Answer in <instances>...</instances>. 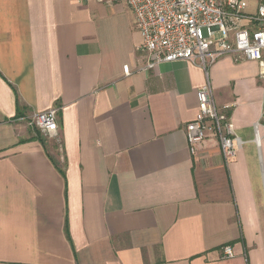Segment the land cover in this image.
Wrapping results in <instances>:
<instances>
[{
	"label": "crops",
	"instance_id": "1",
	"mask_svg": "<svg viewBox=\"0 0 264 264\" xmlns=\"http://www.w3.org/2000/svg\"><path fill=\"white\" fill-rule=\"evenodd\" d=\"M141 42L126 0H0V264H264L258 63L149 68ZM208 80L243 141L229 161L186 138ZM53 107L61 143L24 119Z\"/></svg>",
	"mask_w": 264,
	"mask_h": 264
},
{
	"label": "built area",
	"instance_id": "2",
	"mask_svg": "<svg viewBox=\"0 0 264 264\" xmlns=\"http://www.w3.org/2000/svg\"><path fill=\"white\" fill-rule=\"evenodd\" d=\"M126 2L135 15L142 35L138 48L148 56L147 67L184 60L207 70L218 58L230 55L236 61H256L258 77L264 83V2L260 3L254 14L245 12V0ZM244 20L248 23L244 24ZM123 69L125 74L131 73L128 64ZM197 99L198 112L187 123L185 131L191 151L195 152L198 143L215 134L224 159H233L243 141L236 134L234 123L226 111L230 106L220 107L217 104L209 80L198 90ZM24 119L44 138L61 143L58 108L37 112ZM262 120L260 124L264 129V109ZM255 128V140L260 146L258 125ZM223 252L226 258L235 255L231 245H224Z\"/></svg>",
	"mask_w": 264,
	"mask_h": 264
},
{
	"label": "trees",
	"instance_id": "3",
	"mask_svg": "<svg viewBox=\"0 0 264 264\" xmlns=\"http://www.w3.org/2000/svg\"><path fill=\"white\" fill-rule=\"evenodd\" d=\"M37 136H38V139H40L42 142H45V138L39 132H37ZM56 165H57V163H56ZM61 171H62V173H64L62 169H61ZM67 229H68V227H67Z\"/></svg>",
	"mask_w": 264,
	"mask_h": 264
},
{
	"label": "rangeland",
	"instance_id": "4",
	"mask_svg": "<svg viewBox=\"0 0 264 264\" xmlns=\"http://www.w3.org/2000/svg\"><path fill=\"white\" fill-rule=\"evenodd\" d=\"M204 32H206V30H204Z\"/></svg>",
	"mask_w": 264,
	"mask_h": 264
}]
</instances>
